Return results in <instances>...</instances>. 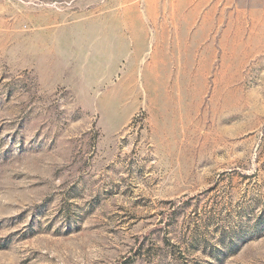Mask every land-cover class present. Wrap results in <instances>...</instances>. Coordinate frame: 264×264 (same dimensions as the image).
Instances as JSON below:
<instances>
[{
    "label": "rangeland",
    "instance_id": "374dc122",
    "mask_svg": "<svg viewBox=\"0 0 264 264\" xmlns=\"http://www.w3.org/2000/svg\"><path fill=\"white\" fill-rule=\"evenodd\" d=\"M0 264H264V0H0Z\"/></svg>",
    "mask_w": 264,
    "mask_h": 264
}]
</instances>
